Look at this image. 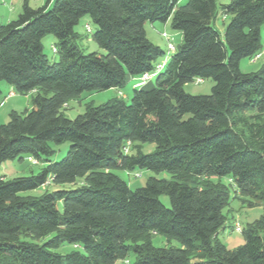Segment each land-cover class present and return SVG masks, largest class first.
Segmentation results:
<instances>
[{"label": "trees", "instance_id": "obj_1", "mask_svg": "<svg viewBox=\"0 0 264 264\" xmlns=\"http://www.w3.org/2000/svg\"><path fill=\"white\" fill-rule=\"evenodd\" d=\"M220 16L230 17L223 36L215 27ZM85 17L106 55L78 45L75 28ZM170 19L182 42L155 86L135 88L131 104L115 98L73 120L64 115L84 92L156 76L165 53L148 39L146 25ZM263 29L264 0H46L40 8L25 0L16 20L0 24V96L2 83L36 96L31 110L12 112L0 126V166L26 157L47 165L29 177L0 175V264H116L132 255L135 264H264V66L240 70L244 59L262 54ZM47 36L58 40V62L45 53ZM196 79L213 80L210 95L185 92ZM66 142L67 156L52 162L50 143ZM128 142L156 150L130 156ZM113 169L169 172L173 180L151 178L133 191ZM213 177L229 178L244 204L263 207L235 250L219 240L231 193ZM78 179L76 189L21 196ZM154 234L182 248L155 247ZM50 235L44 244L21 240ZM66 244L82 251L54 252Z\"/></svg>", "mask_w": 264, "mask_h": 264}, {"label": "rangeland", "instance_id": "obj_2", "mask_svg": "<svg viewBox=\"0 0 264 264\" xmlns=\"http://www.w3.org/2000/svg\"><path fill=\"white\" fill-rule=\"evenodd\" d=\"M25 0H0V24H6L9 21L16 20L20 13L22 12V7ZM188 0H180V5H184ZM29 5L32 8H40L45 3L46 0H28ZM231 0H218V6L229 4ZM230 22V17L224 18L220 16L216 21L215 27L219 30L221 35H224L225 29ZM87 25L91 26L92 32L87 31ZM97 27L93 23L90 17H85L82 19L80 24L75 28V31L80 35L78 45L84 50L85 53H99L106 55L107 52L99 47V45L93 40V34L96 32ZM146 32L148 39L154 44L160 46L164 51V55L159 57L156 64L158 66L164 65L163 69L158 72V74L152 78V84L155 86L157 76L165 71L166 65L171 59L172 55L175 54L174 51L169 50V41L177 48L182 42V36L180 33L172 29L171 19L166 22H156L154 24L148 23L146 25ZM166 33L168 38H164L163 34ZM43 45L45 48V53L48 56L50 62H58V55L54 52V47L58 45V40L54 36H47L43 40ZM229 53V50H228ZM264 66V29H263V51L261 57L252 61L250 59H244L240 64V70L243 73H253L257 72ZM138 83V79L132 81H127V84L122 89H110L100 92H84L79 98L74 99L68 103V106L63 108L64 115L73 120L77 116L84 114L87 107L89 106H99L104 103L109 102L115 98H123L128 104H131L133 97V90L135 85ZM214 82L212 79L203 80L202 83H198L196 79L184 86L186 93L199 96V95H210ZM3 94L0 96V126L7 124L10 121V114L16 112L17 114L23 115L26 110H31L33 108V97L36 94L29 93L27 95H21L15 93L14 96L8 97L10 92V86L7 83H2L1 85ZM13 91V90H12ZM50 146L56 151V154L51 158L52 162H61L68 154L70 149V142L63 143L61 145H56L50 143ZM156 150V145L152 143H133L130 146L129 154L130 156H136L139 152L144 154L153 153ZM47 165L44 159L38 161V164H33V158H24L22 160L15 159L4 162L0 166V175L5 176L6 179L11 180L19 177H29L32 175H38L42 172L43 168ZM113 173L121 177L124 181L128 183L130 188L135 191L137 189L143 188L151 178L173 180V175L169 172L156 173L148 170H137L131 174L127 171L120 169H113ZM134 173L141 174V177L135 178ZM212 181H220L229 187L231 193V203L224 211V214L228 218L226 227L219 235L220 242L230 250H235L245 243V238L243 233L237 232L235 230L236 224H239L242 229H245L248 225L255 224L261 215L263 214V207L257 205L255 207H249L244 204L241 200V196L235 192V187L231 183L229 178H216L213 177ZM82 180L78 179L75 184H63L57 185L50 183L39 187L33 191L24 192L21 196L24 197H40L46 193H52L58 190H71L80 187ZM162 203L170 208L171 203L167 195L160 197ZM58 208L60 212L63 213L64 206L63 202L58 203ZM53 238V235L48 236L45 239L36 240L31 237H22L21 240L31 243L44 244ZM150 240L155 247L159 248H182V245L176 240H169L165 236L154 234L150 236ZM75 250L82 251L80 248H76L73 245H64L59 249L54 250V252L61 255H66ZM116 264H135V257L132 255L126 260H120Z\"/></svg>", "mask_w": 264, "mask_h": 264}, {"label": "built area", "instance_id": "obj_3", "mask_svg": "<svg viewBox=\"0 0 264 264\" xmlns=\"http://www.w3.org/2000/svg\"><path fill=\"white\" fill-rule=\"evenodd\" d=\"M90 29H91V27H90L89 25H87V30L90 31ZM163 37H164V38H168V35H167L166 33H164V34H163ZM168 41H169V45H168L169 50H171V51H175L176 47L173 45V43L170 42V39H169V38H168ZM260 57H261V54H258V55H256V56L252 59V61H256V60H258ZM162 68H163V65H160L158 71L161 70ZM154 76H155L154 73H153V74H146V75L142 76L141 78L138 79V83H137L134 87H135V88H142V87L146 86V85L152 80V78H153ZM202 81H203V80H198V83H202ZM14 95H15V93L12 92V93L10 94V97H11V96H14ZM131 145H132V144H131L130 142L127 143V145H126V147H125V153H129V150H130V146H131ZM33 164L37 165V164H38V161L35 160V159H33ZM129 174H131V173H129ZM133 175H134L135 178H139V177H141V174H138V173H134ZM235 230H236L237 232H242L243 229L241 228V226H240L239 224H236V226H235Z\"/></svg>", "mask_w": 264, "mask_h": 264}, {"label": "crops", "instance_id": "obj_4", "mask_svg": "<svg viewBox=\"0 0 264 264\" xmlns=\"http://www.w3.org/2000/svg\"><path fill=\"white\" fill-rule=\"evenodd\" d=\"M10 22V21H9ZM135 78H133V77H128V81H132V80H134ZM147 86H148V88H151V87H153V84H152V80L147 84ZM2 88V87H1ZM10 92H9V94H8V96H7V98L8 97H10V94L12 93V92H14V91H12L13 90V88L12 87H10ZM3 91V90H2Z\"/></svg>", "mask_w": 264, "mask_h": 264}]
</instances>
